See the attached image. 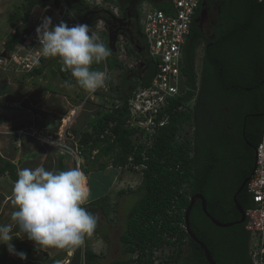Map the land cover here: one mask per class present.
Returning a JSON list of instances; mask_svg holds the SVG:
<instances>
[{"label":"trees","instance_id":"16d2710c","mask_svg":"<svg viewBox=\"0 0 264 264\" xmlns=\"http://www.w3.org/2000/svg\"><path fill=\"white\" fill-rule=\"evenodd\" d=\"M37 1L26 0L21 7L15 8L10 18L14 33L4 41L5 51L10 53L23 42V34L27 30L17 26V22H26L31 5ZM106 1L112 3V0ZM214 2H219V13L212 42L205 41L206 36L199 32L194 22L186 42L181 74L185 77V85L193 92H186L182 98L170 104V108L176 107L194 96L191 110L169 111L168 123L154 135L151 144L146 146L140 142L136 136L139 130L125 124L128 112L126 102L138 87L150 84L156 69L148 54L141 57L134 48L125 46L130 59L136 57L134 60L144 63L143 75L131 80L125 92L120 91L118 85L114 86L118 94L116 104H102L88 126L77 134L80 156L90 165L98 163L94 170L96 172L104 171L109 165L123 168L129 163V158L134 166H144L140 170L128 169L141 172L138 188L140 199L129 214L125 231L119 236L123 252L128 254L129 259L112 264H154V249L164 246H175L176 254L169 257L170 261L159 264H207L199 246L181 228L190 198L197 194L204 198L206 211L215 221L228 224L240 219L233 196L252 173L255 150L264 135V0ZM66 3L75 10L79 20L85 21L84 18L90 13L85 0L76 3L66 0ZM161 3L157 8L165 10L166 3ZM201 3L202 0L196 14ZM203 41L198 76L194 68L196 51ZM57 63L62 80H71V74L62 71L61 64L59 61ZM104 66L108 72L135 69L128 68L124 61L114 55L100 65H92V68L103 71ZM42 68L31 75L40 74ZM228 101H236L234 114L230 118L220 119L215 106H227ZM210 118L213 121L232 122L237 135L226 138L218 129L211 128L215 136L210 135L211 143L202 144L197 158H194L193 132L198 128L203 139L204 131L210 128ZM186 128L192 130L189 136H186ZM93 151L96 152L94 156ZM103 159L105 162L102 163ZM0 164V175L6 174L15 182V166L1 157ZM212 166H215L214 170H211ZM231 168V178L225 180L227 170ZM62 170L59 165L57 171ZM89 171L83 169L85 174ZM97 196L94 198L90 193L89 205L101 208L106 214L108 195ZM236 202L244 212L252 205L246 188L236 195ZM188 220L191 231L206 246L215 264H252L246 223L229 228L216 227L202 212L200 201L194 204ZM185 243L188 250L184 257L182 247ZM82 256L84 264H94L98 259L88 249L83 251Z\"/></svg>","mask_w":264,"mask_h":264},{"label":"rangeland","instance_id":"374dc122","mask_svg":"<svg viewBox=\"0 0 264 264\" xmlns=\"http://www.w3.org/2000/svg\"><path fill=\"white\" fill-rule=\"evenodd\" d=\"M49 1L58 3V0H38L31 5L30 13L32 12L38 14V6L41 3L45 6ZM77 1L78 0H70V2L73 3H76ZM153 1L156 0H112L111 6L113 9L115 8L116 10H120L117 17H114L112 13H108L106 9L103 8L102 10L90 9V13H88V15L84 18L85 21L79 20L77 16L75 17L78 24H89L91 29L101 37L102 41L105 43L106 47L109 48L112 55L116 56L117 59L119 56L122 60H125V62L129 64L131 63L133 66V61H129V59H126V57L123 56L121 49L122 42H118L116 36H114V32L123 28L130 19H136L135 17L136 15H139V13L142 15V10H145L147 5L158 7L162 4L159 2L154 3ZM162 1L164 2L166 0ZM24 3H26V0H0V58L2 59L8 58L3 55L5 51L3 46L4 41L9 34L14 33V29L10 26V18L13 16L15 8L21 7ZM73 12L75 14V10H73ZM26 21H28V19ZM29 21L34 23V19ZM69 21H65L69 27L76 24L72 20ZM199 24L200 27H203L202 22ZM17 26L22 27V23L17 22ZM126 46L132 48L129 45ZM201 56L202 51L198 48L196 52V59L198 63L201 61ZM135 58L132 57V59ZM57 62L58 58H47L42 62L41 67L43 68L41 73L33 75H31L32 72L28 75H23L2 72V70H0V79H3L0 81V92H2L0 95L4 96L0 101V105H6L9 109H13L14 106L10 103L21 99V105L19 104V107H17L20 108L26 103L29 104V101H34L33 99L30 100L28 96L27 98H23V96L27 94L30 89H34L40 92V94L46 91L49 92L51 96L48 100L51 99L54 101L50 103V111H52L55 116V122L52 121L50 124L52 125L51 131L46 132L42 130V128L36 129L34 126L29 124L26 126L23 125V129L18 130L19 132L16 133L21 136H31L34 140H36V142H38V144L43 145V147H51L54 149V151L52 150L54 153H57L58 150L62 151L63 146H67L75 152H80L78 146L79 136L77 134L88 126L87 124L92 121V118L95 116V113L100 109L102 104H116L118 94L113 87L118 85L120 87V91L124 90L125 92L128 89L131 80H136L143 75L145 65L143 66L144 63L139 61L142 64V67L140 64L136 66L134 70H127L125 68L123 70L109 71L108 76H110L111 79L106 81V86L104 88L97 89L94 93L93 99L87 100L84 103L83 101L89 92L81 90L73 77L71 80L63 81L58 71L59 66ZM18 78H20V80ZM5 80L9 81V83L11 82L15 85H19L13 89L11 98L12 101H4V98L11 95L7 91L5 92L6 95L3 94V91L8 88V86H5L2 83ZM63 95L66 96L64 99L61 97ZM34 99L38 100L39 98L37 99L36 96ZM67 100H70L69 103H67ZM19 110L22 109L20 108ZM27 112L25 113L24 111V114H22L21 111L20 113L13 112L11 114H8L7 112L4 116L0 115L1 122L3 121L1 124L3 125V123H7L8 116L10 117V115L11 117L24 115L26 118L28 116ZM28 113L30 114V112ZM64 117L67 119L66 124L63 125L65 127L62 126V120ZM2 125L0 126V130L4 132H12V130L15 129L13 127L6 126V124ZM189 129L190 128H186L187 131H189ZM7 146H9L10 149H13V147H10L9 143ZM36 151H38L37 148L31 152L35 153ZM63 157L65 159V163L69 166V169L79 167L82 171L83 169L95 170L98 166V163L90 165L86 162V160L81 158V156L76 157L72 154V152L70 155L67 154V152L64 153ZM103 162H105V159L102 160V163ZM139 168H141V166L138 167V169ZM109 169L115 171L118 175L114 180L112 188L110 187V185H112V174L107 171ZM85 176L87 186L90 190H92V197L95 198L98 197L97 195L101 194L108 195V209L105 210L106 214H104L101 208L92 207L89 203L83 205L88 211L98 216V223L94 232L91 235L85 236L84 243L79 247L80 254H76L73 261L75 260V263L77 264H84L82 255L85 249L90 250L98 256V259L94 264H112L114 261H126L129 259V256L123 252L122 245L119 242V236L125 231L129 214L132 212L140 199V192L138 191V188L141 183V172L125 170L119 173L116 168L110 167L109 165L104 169L102 175H100V173L90 174L88 181V174H85ZM119 192L124 193L120 194ZM182 249V255L185 257L188 245L185 243ZM176 250L175 246L162 247L160 252H158V254H160L157 259L158 262L165 263V261H170L169 257L175 255ZM38 258L41 264H49L47 255H39ZM50 262L52 263L53 261L51 260ZM171 264H177V262H171Z\"/></svg>","mask_w":264,"mask_h":264},{"label":"built area","instance_id":"2783aa9c","mask_svg":"<svg viewBox=\"0 0 264 264\" xmlns=\"http://www.w3.org/2000/svg\"><path fill=\"white\" fill-rule=\"evenodd\" d=\"M85 1L89 9L103 8L109 10L115 17L118 16V10L113 9L112 3L106 0ZM164 2L167 5L165 10L147 5V8L142 10V15L139 13V23L147 54L153 60L156 70L150 84L147 87H138L126 102L128 112L125 124L129 128L139 130L136 136L146 146L151 144L159 129L168 123L169 111L187 112L192 109L194 104V96H191L187 102L170 108L172 101L182 98L186 92L191 91L185 85L181 67L187 38L200 0H166ZM38 8V14L29 12L28 21L22 24L27 30L23 34V42L18 44L12 52H8L7 59L0 58L2 72L28 75L42 66V62L47 58L43 57L38 49L40 45L36 38V28L45 16L51 17L54 25L66 20H72L78 24L74 12L67 5L66 0H58V3L49 1L45 6L41 3ZM31 19H34V23L29 21ZM121 49L123 56L134 63L132 66L131 63L125 62L118 56V59L124 61L128 68H134L141 64L126 55L124 45H121ZM200 65L201 62L198 63L196 60L194 68L198 76ZM103 71L108 74L106 66ZM93 96L94 93H88L83 102L92 100ZM191 132L192 130L189 129L186 136H189L188 134ZM71 152L76 157L80 156L79 151L73 150L67 154L70 155ZM95 154L96 152L93 151L92 156ZM140 166L141 168L138 169ZM140 166H134L132 159L129 158V163L125 167H119L116 170L121 172L129 168L134 170L144 168L143 165ZM245 188L252 201V205L244 212L245 230L250 236L249 255L252 264H264V135L255 150L254 169ZM181 228L185 230V225H181ZM160 250L161 248H156L153 251L154 264H159L157 259L160 256L158 254Z\"/></svg>","mask_w":264,"mask_h":264},{"label":"clouds","instance_id":"9594fccd","mask_svg":"<svg viewBox=\"0 0 264 264\" xmlns=\"http://www.w3.org/2000/svg\"><path fill=\"white\" fill-rule=\"evenodd\" d=\"M36 38L41 55L58 58L61 70L69 72L85 91L95 93L111 79L105 71L92 68L112 53L89 25L69 27L63 21L54 25L45 16L36 28ZM62 150L71 151L67 146ZM89 196L85 173L79 167L66 171H49L43 165L19 169L11 193V222L0 224V245H7L8 252L21 261L27 254L16 252L14 238L27 239L36 250H75L97 227L98 216L83 206Z\"/></svg>","mask_w":264,"mask_h":264},{"label":"crops","instance_id":"0c3cea01","mask_svg":"<svg viewBox=\"0 0 264 264\" xmlns=\"http://www.w3.org/2000/svg\"><path fill=\"white\" fill-rule=\"evenodd\" d=\"M161 1L162 0H158V1L156 0L153 2L161 3ZM18 79L20 80V78ZM2 80L3 79H0V81ZM2 83L5 86H8V88L5 91H3V94L6 95L5 94L6 91L11 94L9 97L4 98V101H8V100L12 101L11 98L13 94V89L19 85L17 84L15 85L14 83L11 82L9 83V81L7 80L3 81ZM29 92L25 94L23 98H27L28 96L30 100L33 99L34 101H29V104L26 103L23 105V107L21 106L20 108L24 110L25 113L28 111L30 112V114L27 112L28 116L26 118L24 117V115L16 116V117L13 116L11 117V115L10 117L8 116V122L5 123L6 126L13 127L15 129L12 130V132H4L0 130V157L4 160L9 161L11 164L15 166L16 177L19 169H23V168L34 169L41 165H43L45 169L49 171H57L60 165L62 166L63 169L62 171H66L69 169V166L65 163V159L63 157V154L66 153L65 151L58 150L57 153H54L53 152L54 149H52L51 147H47V148L43 147V145L38 144V142H36V140H34L31 136L28 135L21 136L16 133L18 132V130L23 129V125L26 126L29 124L34 126L36 129L42 128V130L46 132L51 131L52 125L50 124L52 121L55 122V116L53 112L50 111L51 109L50 103L54 101L51 99L48 100L51 94L47 91L40 94V92L34 89H30ZM36 96L37 99L39 98L38 100L34 99V97ZM3 97L4 96L0 95V101L3 99ZM61 97L64 99L66 96L63 95ZM69 101L70 100H67V103H69ZM20 103H21V99L10 103L12 106H14L13 109H9L8 107H6V105H0V115L4 116V114L7 112L8 114H11L13 112L20 113V111L22 112V114H24V111L19 110L20 108H17L19 107ZM2 122L0 117V124ZM5 124L3 123V125ZM62 126H63V120H62ZM8 143L10 144V147H13V149H10L9 146H7ZM33 148L34 149L37 148L38 151L32 153L31 151L34 150ZM107 171L112 174V180H111L112 185H110V187L112 188L114 185V180L118 175L116 173L114 174L111 169ZM95 173H100V175H102L103 171L96 172L94 170H90L89 173H87L88 174L87 181L89 180L90 174H95ZM13 183L14 181H12L6 174L0 175V224H7L11 222V213L13 211V207L11 205V193H12ZM91 191L92 190H90V193ZM90 201L91 200L88 198L86 204L89 203ZM15 231H18V229L14 228V232ZM12 244L15 246L16 252L26 253L27 259L21 261L17 255L10 254L8 252L7 245H0V264H41L38 258L39 255H44V256L47 255L48 257L47 260H49V264L52 263L57 264V262H59V264H77L75 263V260L73 261V259L76 254H80L79 247L72 251H69L67 249L61 251V249H55V248L36 250L34 249L32 242L28 241L27 239L14 238ZM51 260L53 261L52 263L50 262Z\"/></svg>","mask_w":264,"mask_h":264},{"label":"flooded vegetation","instance_id":"af4514ba","mask_svg":"<svg viewBox=\"0 0 264 264\" xmlns=\"http://www.w3.org/2000/svg\"><path fill=\"white\" fill-rule=\"evenodd\" d=\"M215 0H202L199 11L197 12L195 19L197 22H194L196 28L199 30L201 34L206 36L205 41L212 42L214 39V31L217 27V14L219 13V2H214ZM120 10L118 9V13ZM118 15V14H117ZM114 16V15H113ZM115 17V16H114ZM136 19H130L126 25L118 31L114 32V36H116L118 42H122L124 47L129 45L130 47L135 49V52L139 56H146L147 50L145 46L144 37L140 28L139 23V15H136ZM200 22H202L203 27H200ZM130 24V25H129ZM129 26V27H128ZM116 40V41H117ZM198 45L201 51H203L204 42ZM211 45V44H210ZM236 101H228V104H219V106H215L218 110L216 112L217 117L220 119H227L233 116L234 114V106ZM214 106L212 107V109ZM257 116H260L258 114ZM208 130L203 133V139H201L198 128H195L193 132V157L197 158L198 153L200 152V146L202 144L209 145L211 143L210 135L215 136V131L211 130V128H216L219 130L220 134L224 137L232 138L236 137V129L233 123H227V121H213L211 118L209 119ZM205 135V136H204ZM208 139V140H207ZM246 140V139H244ZM215 166H212L211 170H214ZM228 173L226 179H230L233 173V168L227 170ZM197 202V201H196Z\"/></svg>","mask_w":264,"mask_h":264},{"label":"water","instance_id":"95a60500","mask_svg":"<svg viewBox=\"0 0 264 264\" xmlns=\"http://www.w3.org/2000/svg\"><path fill=\"white\" fill-rule=\"evenodd\" d=\"M194 22H197V20H194ZM5 57L8 56V52L7 51H4V54H3ZM141 67H142V64H141ZM252 175V173L250 174V176ZM249 176V177H250ZM249 178H246L240 185V187L238 188L237 192L235 193V195L233 196V203H234V206L240 216V219L235 221V222H232V223H228V224H222L218 221H215L206 211V205H205V200L204 198L200 195V194H197L193 197L190 198V203H189V206L187 207V209L185 210V213H184V225H185V232L187 234V236L189 237L190 240H192L193 242H195L199 248L201 249V251L203 252V255H204V258L207 262V264H215V262L213 261V258L211 257V254L209 253V251L207 250L206 246L200 242L196 236L193 234V232L191 231L190 229V225H189V215H190V212L194 206V204L196 203V201H200V204H201V209H202V212L204 213V215L209 219V221L216 227H219V228H229V227H232L234 225H239V224H242V223H245L246 221V218H245V213L243 211V209L239 206V204L236 202V195L239 194L244 188H245V185L247 183Z\"/></svg>","mask_w":264,"mask_h":264},{"label":"bare ground","instance_id":"6f19581e","mask_svg":"<svg viewBox=\"0 0 264 264\" xmlns=\"http://www.w3.org/2000/svg\"><path fill=\"white\" fill-rule=\"evenodd\" d=\"M66 122H67V119H66V118H64V119H63V125H65V124H66Z\"/></svg>","mask_w":264,"mask_h":264}]
</instances>
